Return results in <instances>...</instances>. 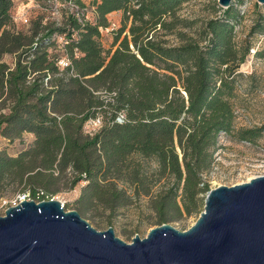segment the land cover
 Segmentation results:
<instances>
[{
    "label": "trees",
    "instance_id": "obj_1",
    "mask_svg": "<svg viewBox=\"0 0 264 264\" xmlns=\"http://www.w3.org/2000/svg\"><path fill=\"white\" fill-rule=\"evenodd\" d=\"M31 1L41 14L23 32L8 27L13 0H0V142L21 146L0 151V196L10 184L47 200L61 184L83 182L74 210L107 213L108 225L140 196L154 225L199 214L210 189L201 174L214 164L219 136L255 141L264 130L234 126L246 77L239 67L251 48L234 41L238 12L223 8L190 35L176 30L185 22L176 12L190 0H71L92 11L82 23L67 0H58L61 21L51 15L54 0ZM113 11L122 12L121 26L105 49L99 27ZM160 31L179 42L167 44ZM63 57L70 63L61 68ZM95 117L101 126L89 134L85 123Z\"/></svg>",
    "mask_w": 264,
    "mask_h": 264
},
{
    "label": "water",
    "instance_id": "obj_2",
    "mask_svg": "<svg viewBox=\"0 0 264 264\" xmlns=\"http://www.w3.org/2000/svg\"><path fill=\"white\" fill-rule=\"evenodd\" d=\"M0 264H264V175L209 189L188 229L162 223L129 243L58 199L22 200L0 215Z\"/></svg>",
    "mask_w": 264,
    "mask_h": 264
},
{
    "label": "rangeland",
    "instance_id": "obj_3",
    "mask_svg": "<svg viewBox=\"0 0 264 264\" xmlns=\"http://www.w3.org/2000/svg\"><path fill=\"white\" fill-rule=\"evenodd\" d=\"M84 1L89 2V0ZM230 5L239 14V19L234 25V41L241 45L247 39L251 45L250 53L239 67L246 77L240 81L237 91V110L234 126L235 128H256L264 125V4H258L257 0H232ZM22 13L26 14L27 23L13 19L14 16ZM11 14L12 22L8 27L12 31L27 32L31 27V22L41 14V9L31 0H13ZM222 14L223 8L218 5L217 0H190L178 9L176 16L191 25L185 27L183 25L185 22H183L182 25H176V30L194 35L195 30L200 28L205 20L212 17H221ZM87 16L92 19L91 9L87 12ZM54 17L57 21L62 20L60 14L54 15ZM121 18L122 12L108 15L109 26L113 29L109 28L108 31L102 30L100 32V41L105 49L111 47L114 31L121 26ZM255 25L262 32L251 35L250 29ZM159 34H162L161 38L165 39L169 45H175L179 42L174 33L164 35L160 31ZM56 40L61 49L62 36H58ZM3 60L12 65L14 57L8 54L3 57ZM219 144L221 148L214 154L215 163L207 172L209 187L231 186L264 174V130L255 141L247 142L229 135H220ZM20 147L17 140L0 142V151L2 150L8 154H13ZM148 166L152 168L154 166L153 162H150ZM83 184V182L78 183L73 188L61 184L59 191L54 194L53 198L61 201L66 210H72L74 209V200L80 194ZM159 186L160 183H157L154 189ZM17 194L13 186L10 184L5 185L0 196V215L4 213V206H1L2 202L10 203L16 198ZM205 195L206 193L201 195L202 202ZM202 209L203 206H201ZM198 215H183L168 223L178 230H186L195 222ZM82 217L97 230H105L108 226H112L115 235L128 243L131 242L135 234L144 237L150 228L156 226L153 224V213L146 203V198L142 196L134 198L129 206L116 211L110 217L111 225H108L107 213H102L100 210L87 213Z\"/></svg>",
    "mask_w": 264,
    "mask_h": 264
},
{
    "label": "built area",
    "instance_id": "obj_4",
    "mask_svg": "<svg viewBox=\"0 0 264 264\" xmlns=\"http://www.w3.org/2000/svg\"><path fill=\"white\" fill-rule=\"evenodd\" d=\"M54 3V10L52 11L51 15L53 18L54 15H57V14H60L61 15V11L58 9V0H54L53 1ZM65 6H67V10L72 13L79 22H84L85 20H88V16H87V12L90 10V8L87 7V4L85 7H80L79 5H77L76 3H74L73 1L71 0H67L66 2L63 3ZM13 19L15 21H21L23 23H27L28 22V18L26 16L25 13H22V14H18L16 16L13 17ZM110 28V26L108 27H105V28H102V27H99V30L100 32L102 30H105V31H108ZM110 29H113V28H110ZM61 38V37H60ZM66 43V41L63 39V42H62V47L64 46V44ZM70 63L69 59L67 57H63L61 58L59 61H58V65L63 68V67H66L68 64ZM119 121L121 120L120 117L117 118ZM101 126V119L99 117H95V118H90L89 120L86 121L85 123V126H84V129L87 133L89 134H93L94 132L97 131V129ZM215 160V159H214ZM215 163V161H214ZM214 165V164H213ZM213 167V166H212ZM202 175V178L204 181H207V172H204L201 174ZM261 175H264V174H261ZM249 180V179H248ZM208 182V181H207ZM202 185V183H201ZM210 189L211 188H214V187H209ZM53 198V197H52ZM31 199L30 198V195L28 192L26 193H22V194H17L16 198L14 200H12L10 203L6 204V201H3L1 206H4V211L7 207L9 206H15L17 205L20 201L22 200H29ZM51 199V198H50ZM33 200V199H32ZM61 202V201H60ZM61 204L63 205V203L61 202ZM4 214V213H3ZM2 214V215H3Z\"/></svg>",
    "mask_w": 264,
    "mask_h": 264
},
{
    "label": "crops",
    "instance_id": "obj_5",
    "mask_svg": "<svg viewBox=\"0 0 264 264\" xmlns=\"http://www.w3.org/2000/svg\"><path fill=\"white\" fill-rule=\"evenodd\" d=\"M117 12H120V11H113V12H111V13H109L108 15H114L115 13H117ZM27 135V137L28 138H32V134H26Z\"/></svg>",
    "mask_w": 264,
    "mask_h": 264
}]
</instances>
